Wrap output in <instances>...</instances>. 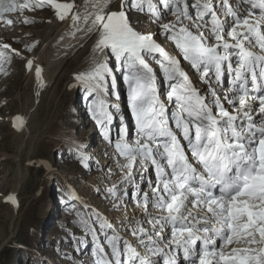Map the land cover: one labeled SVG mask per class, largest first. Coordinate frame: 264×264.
Returning a JSON list of instances; mask_svg holds the SVG:
<instances>
[{
  "label": "snow or ice",
  "instance_id": "1",
  "mask_svg": "<svg viewBox=\"0 0 264 264\" xmlns=\"http://www.w3.org/2000/svg\"><path fill=\"white\" fill-rule=\"evenodd\" d=\"M45 7L94 41L90 70L74 79L114 150L116 170L107 171L119 173L106 189L118 222L98 212L80 219L77 244L93 245L85 264H264V0H96L83 15L58 0H0V22L11 27L12 14ZM133 11L156 30H137ZM32 47L0 40V72L15 57L31 70L23 53ZM117 73L132 138L112 100ZM77 151L88 168L90 157ZM130 203L139 216L128 213Z\"/></svg>",
  "mask_w": 264,
  "mask_h": 264
},
{
  "label": "rangeland",
  "instance_id": "2",
  "mask_svg": "<svg viewBox=\"0 0 264 264\" xmlns=\"http://www.w3.org/2000/svg\"><path fill=\"white\" fill-rule=\"evenodd\" d=\"M58 2L76 6L79 0ZM53 14L54 10L47 7L12 14L16 18L13 26L0 22V40L18 49L34 45L30 52L23 53L33 59L42 44L39 34ZM25 19L30 23H24ZM130 22L140 31H155L157 27L146 15L135 11L130 13ZM159 42L166 50L171 47L163 37ZM89 48L76 60L65 63V75L53 85L37 87L35 73L31 74L26 60L20 57L13 58L0 72V264H85L92 259L93 245L90 238L86 247L77 244L84 239L81 217L98 212L116 223L115 218L121 216V211L112 208L106 192L119 179V173L109 174L107 164L105 168L100 165L104 156L108 159L106 152L115 155L114 150L91 119L83 87L75 80L73 86L71 80L73 75L90 70L93 52ZM53 62L50 60V67ZM160 83L163 92L167 85L162 79ZM116 91L119 101L112 97L113 103L122 107L132 138L134 118L120 73ZM17 116L22 117L23 128L14 126ZM119 127L117 116L112 125L114 138ZM20 143L24 144L19 152ZM78 146L90 157L88 168L79 162ZM66 188L71 190V196L65 195ZM8 196H14L18 206L9 202ZM130 206L134 208L131 203Z\"/></svg>",
  "mask_w": 264,
  "mask_h": 264
},
{
  "label": "bare ground",
  "instance_id": "3",
  "mask_svg": "<svg viewBox=\"0 0 264 264\" xmlns=\"http://www.w3.org/2000/svg\"><path fill=\"white\" fill-rule=\"evenodd\" d=\"M95 2L96 0H79L76 6L73 7L72 12L74 13L79 11L82 15L86 14L87 12H90L92 10V5ZM70 15L71 13L69 14V16ZM81 27H84L83 22H81ZM73 32L74 29L71 25L70 19L66 22H61L55 17V14H53L51 19L47 22L45 30L41 32V34H39L40 38L42 39V44L40 46L41 48L39 53L32 59L33 68L31 69V74L35 73V69L37 66H39L42 70L41 80L38 81L39 84H37V87H40L44 84L53 85L57 80H59V78H62L65 75V68H64L65 63L68 62L69 60L70 61L76 60L77 57L80 55L79 53L83 52L87 47H90L89 49L93 52L94 41L88 40L83 32H75V35H73ZM69 39L70 41H68ZM74 39H76V41L72 42ZM168 51H171V47H169ZM52 59H54V62L53 65H51L50 67L49 63L50 60L52 61ZM74 77L75 75H73V78L71 79L73 81L72 82L73 86L75 80ZM119 107L121 113L123 114L124 111L122 107L120 105ZM134 125H135V121H134ZM24 133L25 134L27 133V129L25 127H24ZM23 144L21 145L20 143V145H18L19 152L21 151ZM103 153L105 155V152ZM106 153L108 154L107 155L108 159L106 156L103 157V160L100 162L101 167L105 168L104 165L107 164L108 166V167L106 166L107 169H112V170L116 169L115 155H113L112 152L111 155L110 152H106ZM21 180L22 179L20 178L19 183L21 182ZM134 212L137 214V216H139L138 210L135 209V207L131 209L130 206L128 208V213L132 214ZM119 218L120 216L118 215L115 218V221L118 222Z\"/></svg>",
  "mask_w": 264,
  "mask_h": 264
}]
</instances>
